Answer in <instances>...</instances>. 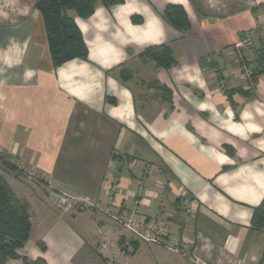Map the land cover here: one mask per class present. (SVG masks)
Instances as JSON below:
<instances>
[{
    "label": "crops",
    "instance_id": "obj_1",
    "mask_svg": "<svg viewBox=\"0 0 264 264\" xmlns=\"http://www.w3.org/2000/svg\"><path fill=\"white\" fill-rule=\"evenodd\" d=\"M37 1L0 0V159L37 174L27 182L0 167L31 217L18 254L48 264H264V231L252 229L264 201V71L252 83L239 60L264 50V0L99 4L88 19L71 14L88 59L57 68ZM168 5L184 7L188 33L166 22ZM161 45L176 61L169 70L141 58ZM53 190L135 210L181 254L132 241L99 212L63 214Z\"/></svg>",
    "mask_w": 264,
    "mask_h": 264
},
{
    "label": "trees",
    "instance_id": "obj_2",
    "mask_svg": "<svg viewBox=\"0 0 264 264\" xmlns=\"http://www.w3.org/2000/svg\"><path fill=\"white\" fill-rule=\"evenodd\" d=\"M121 3L123 0H38L36 9L43 18L54 67L76 59H88V47L72 13L80 19H88L99 4L112 8ZM163 16L168 24L182 34L190 31L191 24L184 7L168 5ZM256 54V59L248 62L253 66L252 83H255L256 77L264 71V50L256 51ZM141 58L165 70L176 65L171 48L167 45L149 47L141 54ZM128 75L126 72L122 74V78L128 80ZM159 88L168 93L171 99V90L166 87ZM2 165L9 170H18L17 166L10 164L6 159L2 160ZM252 229L264 231V201L254 210ZM31 231L32 222L27 204L16 197L0 176V264H7L12 260H19L21 264H48L43 258L31 260L18 254L29 241ZM39 246L42 251L46 250L45 245ZM262 263L263 258L260 261V264Z\"/></svg>",
    "mask_w": 264,
    "mask_h": 264
},
{
    "label": "built area",
    "instance_id": "obj_3",
    "mask_svg": "<svg viewBox=\"0 0 264 264\" xmlns=\"http://www.w3.org/2000/svg\"><path fill=\"white\" fill-rule=\"evenodd\" d=\"M241 47V46H240ZM239 60L242 64L243 76L250 80L253 74V66L249 65L243 55H240ZM25 174L29 178L37 177L36 172L21 165ZM120 192V188L113 186L108 191V196L113 200L114 196ZM143 192V190H141ZM53 204L61 213L71 214L74 212H84L87 210L96 211L107 218L112 224L125 231L132 241L143 242L153 246L162 247L168 252L174 254H181V249L177 244L169 243L166 240L165 234L156 226H149L143 220H141L136 211L122 212L114 210L110 206H104L101 202L91 198L87 195H73L70 193L53 190L51 192ZM104 240L109 239V232L102 233ZM131 247V242H126L125 249ZM123 251V250H121Z\"/></svg>",
    "mask_w": 264,
    "mask_h": 264
},
{
    "label": "rangeland",
    "instance_id": "obj_4",
    "mask_svg": "<svg viewBox=\"0 0 264 264\" xmlns=\"http://www.w3.org/2000/svg\"><path fill=\"white\" fill-rule=\"evenodd\" d=\"M264 22V21H263ZM261 27L260 28H262L263 27V31L261 30V32L264 34V23H262L261 22V25H260ZM165 94V96L166 97H170L169 96V94L168 93H166V92H164ZM17 166V165H16ZM0 167H4L3 165H2V159H0ZM18 167V170L17 171H13V170H9V171H13V172H15L16 174H18V175H20L22 178H23V180H25V181H27L28 182V179H31V180H33L34 178H29L26 174H25V172H24V170L22 169V168H20L21 167V165H18L17 166ZM8 170V169H7ZM28 178V179H27ZM14 184V187H15V183H13Z\"/></svg>",
    "mask_w": 264,
    "mask_h": 264
}]
</instances>
